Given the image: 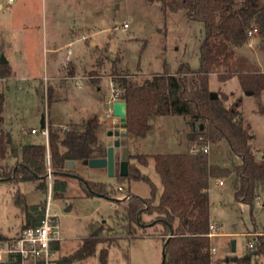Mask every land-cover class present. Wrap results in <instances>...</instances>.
<instances>
[{
  "label": "rangeland",
  "instance_id": "obj_1",
  "mask_svg": "<svg viewBox=\"0 0 264 264\" xmlns=\"http://www.w3.org/2000/svg\"><path fill=\"white\" fill-rule=\"evenodd\" d=\"M243 1L236 0V7ZM0 4V58L4 56L8 61L4 68L6 75H1L0 66V93L5 95L0 129L10 131L21 144L32 143L44 141L40 132L32 133L33 128L40 130L44 116L47 127L52 124L66 129L96 115L102 121L100 134L104 143L109 135L114 137L116 158L129 159L151 179L158 201L163 186L154 155L190 149L193 143L189 141V134L193 125L189 117L182 115L153 114L147 135L130 138L122 146L120 122L110 107L111 102L119 100L113 91L118 89L114 72L140 81L156 73H174L184 63L197 69L205 35L203 23L190 20L185 9L164 12L159 2L147 0H0ZM83 32L87 40L81 37ZM91 40L96 43L92 44ZM69 42H72L70 46ZM53 45L60 47L57 53L60 60H65L68 49L80 56L86 66L85 80H89L90 90H78L77 80L68 76L71 69L68 62L64 66L58 64L55 78L45 79V66L51 60L49 49ZM239 52L264 70V36L259 30L249 36ZM92 60L94 63L87 66ZM34 75L40 77L34 78ZM50 87L53 89L51 100ZM210 87L212 91L226 93L228 104L242 99L240 110L251 129V145L257 158H264V91L260 95L249 94L237 77L223 82L215 73L210 75ZM195 125L197 129L198 123ZM209 150L214 160L224 166L233 168L241 162L226 142L210 144ZM139 154L148 155L145 165L140 163ZM9 161L12 163L14 159ZM3 164L0 160V165ZM70 169L80 175L55 177L48 173L41 180L19 184L0 182V233L6 236L0 242L41 223L49 207L52 214L56 213L60 226L61 239L52 246L58 247L55 249L63 261L61 264H162L163 241L158 235L161 225L148 226L145 231L148 236L122 238L119 245L116 240L122 233L110 231L116 227L117 210L122 209L127 187L132 193L149 198L150 183L127 178L121 183L117 176L101 174L83 161L75 162ZM78 176L85 180H104L118 191L115 197L118 201L86 196ZM55 178L66 181L67 189L62 197L54 194ZM219 181L213 179L210 186V221L215 225L212 246L217 248L218 264H232L226 259L247 256L249 243L259 232H264V192L251 207L236 199L233 177L223 178V184ZM27 209L31 212L29 223ZM153 218L154 215H144L147 222ZM91 226L101 228L107 241L98 245L96 255L71 259L83 238L89 235ZM218 232L221 234L217 236ZM106 248L108 254L102 263L99 251ZM252 264H264V257H253Z\"/></svg>",
  "mask_w": 264,
  "mask_h": 264
},
{
  "label": "trees",
  "instance_id": "obj_2",
  "mask_svg": "<svg viewBox=\"0 0 264 264\" xmlns=\"http://www.w3.org/2000/svg\"><path fill=\"white\" fill-rule=\"evenodd\" d=\"M147 1L159 2L164 12L187 10L190 20L203 23L205 35L200 44L197 69L184 63L174 73H156L140 81L114 72L118 83V89H114L119 91L117 98L127 105L128 139L145 137L153 114L182 115L189 117L193 125V131L189 134L191 143L209 145L210 149V144L226 142L230 150L241 158V162L230 168L215 161L213 152L202 149L155 154V168L163 186L156 201V186L128 161V175L117 174L119 181L122 183L126 178L146 180L151 185L152 195L144 198L127 187L128 198L124 199L122 209L117 210L118 221L110 231L122 233L116 240V245H119L118 241L122 238L148 236L145 235L147 227L158 224L161 225L158 235L163 245L166 243L165 264H213L212 239L208 235L211 225V182L213 179L233 177L236 199L253 207L264 192V158L258 159L251 145V129L240 110L242 99L228 104L229 96L219 92L216 98H212L210 75L217 74L223 82L237 77L241 87L253 94L260 95L264 91V70L239 52L248 42V32L253 27H257L264 36V0H244L239 7H236V0ZM0 66L1 75H6L4 68L8 62L0 63ZM51 96L50 89L49 100ZM4 101L5 95L0 93V124ZM197 123L198 128L195 129ZM100 129L96 115L81 125L66 129L49 124L48 146L46 142L19 145L10 131L0 129V160L4 162L0 165V182L19 184L47 178L48 152L53 176L80 175L75 169L67 168V162L87 163L90 158L105 156L106 144ZM138 158L143 165L148 162V155L139 154ZM10 159H14V162L10 163ZM78 177L86 196L97 195L118 201L115 198L118 191L107 183ZM53 189L55 196L62 197V192L67 189L66 181L55 178ZM144 215H154V218L147 222ZM26 216L29 223L31 212L28 209ZM101 231V228L91 226L89 235L83 238L71 259L96 255L98 245L107 241ZM0 239H6V236L0 233ZM54 247L58 248L56 245ZM248 247V258L244 256L234 262L229 261L232 264H252L253 257H264V232H259ZM107 248L99 251L102 263L106 261ZM62 262L58 258L57 264Z\"/></svg>",
  "mask_w": 264,
  "mask_h": 264
},
{
  "label": "built area",
  "instance_id": "obj_3",
  "mask_svg": "<svg viewBox=\"0 0 264 264\" xmlns=\"http://www.w3.org/2000/svg\"><path fill=\"white\" fill-rule=\"evenodd\" d=\"M128 27V23H124V28ZM257 28L249 30L248 34L253 35L257 32ZM114 91V96L117 98L119 91ZM118 99V98H117ZM41 133L46 139L47 145L49 140L48 127L33 128L32 133ZM202 149L205 152L209 151V145H198L193 143L191 150L196 152ZM47 166L50 172V155L47 154ZM223 184V181H219ZM122 189V187H120ZM128 198V196H125ZM57 215L50 212L49 207L45 210L44 217L40 224L22 229V231L14 238L0 242V264H57L59 258L57 249L53 248V243L61 239L59 222ZM215 225H210L209 236L214 233ZM215 246H211V254L213 264L216 263Z\"/></svg>",
  "mask_w": 264,
  "mask_h": 264
},
{
  "label": "water",
  "instance_id": "obj_4",
  "mask_svg": "<svg viewBox=\"0 0 264 264\" xmlns=\"http://www.w3.org/2000/svg\"><path fill=\"white\" fill-rule=\"evenodd\" d=\"M7 59L2 56L0 58V63H6ZM249 94H253L252 91H248ZM217 92L213 91L211 93L212 98L217 97ZM110 107L112 108L113 115L116 117V119H119L120 122V141L122 146H126L128 144V138H127V129H126V122H127V105L125 101L117 100L114 102H111ZM45 127V120L44 117L42 118L40 128ZM75 165L74 161H68L67 162V168H71ZM87 165L95 170L98 171L101 174H105L108 176H117L119 174L120 176H127L128 175V168H129V162L127 159H120L118 160L116 158L115 154V140L112 135H109L106 139V155L101 157H94L90 158L87 162ZM162 264H165V258H166V243L162 247ZM249 257L248 255L246 256ZM238 257L233 258H227L226 260L229 261H236Z\"/></svg>",
  "mask_w": 264,
  "mask_h": 264
},
{
  "label": "crops",
  "instance_id": "obj_5",
  "mask_svg": "<svg viewBox=\"0 0 264 264\" xmlns=\"http://www.w3.org/2000/svg\"><path fill=\"white\" fill-rule=\"evenodd\" d=\"M81 37L84 38L85 40H87V35H86L85 32H83L81 34ZM91 43L92 44L93 43H96V41L95 40H91ZM70 44H72V42H69L68 43L69 46H70ZM59 50H60V47H57V45H53L52 48L49 49V52L52 53V56H51V60L50 61H47V64L45 66V74H44L45 75V79L55 78L57 76L58 69H59V68H57L58 67V64L59 65L60 64H63V66H64L68 62V64H71V69H70V71L68 73V76L77 80L76 84H77L78 90H82V91H88V90H90L89 80L88 81L85 80L86 76H85V73H84V69L86 68V66L83 64V60L80 59V56H76L75 55V51H73L71 49H68V51H67V53L65 55L66 57H64L65 60L63 59L64 62H62L63 60L61 59L62 60L61 61L59 59V57L57 56V53H58ZM72 61H73V63H72ZM93 61L94 60H92L91 62H89L87 64V66L92 65L94 63ZM11 69H12V73H13L14 77H17V74H16V71L14 69V66L11 65ZM37 76H39V75H34L32 77L36 78ZM50 89H51V91L53 90L51 87H50ZM98 90H100L99 87H98ZM44 120L46 121L45 116H44ZM99 121H100V124H101L102 123L101 119ZM56 122L60 123V121H56ZM83 122H82V124H83ZM60 125H62V123ZM76 125H81V124L75 123V124H73V126L72 125L71 126L74 127ZM45 126H47V123L46 122H45ZM63 126L65 127V125H63ZM13 139H14V137H13ZM14 141L17 144H19V145L28 144V143H22L21 144V143L17 142L16 139H14ZM39 142H46V139L44 138V141H38V142H32V143H39ZM46 144H47V142H46ZM96 181H103V182H105L104 180H96ZM219 234H221V233L218 232L217 233V236ZM215 264H218V263L216 262Z\"/></svg>",
  "mask_w": 264,
  "mask_h": 264
}]
</instances>
